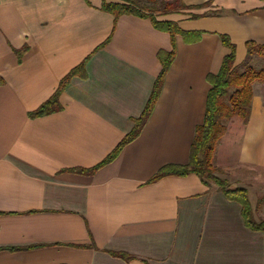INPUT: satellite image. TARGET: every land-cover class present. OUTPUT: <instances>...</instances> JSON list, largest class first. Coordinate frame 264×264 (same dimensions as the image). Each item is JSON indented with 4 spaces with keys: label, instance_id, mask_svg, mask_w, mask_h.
<instances>
[{
    "label": "crops",
    "instance_id": "crops-1",
    "mask_svg": "<svg viewBox=\"0 0 264 264\" xmlns=\"http://www.w3.org/2000/svg\"><path fill=\"white\" fill-rule=\"evenodd\" d=\"M102 1L121 2L0 0V264H264V234L248 230L240 206L215 185L195 175L147 183L188 162L205 78L229 53L219 36L235 45L236 66L245 42L264 45V0H180L188 9L158 15L200 40L175 37L140 135L84 175L72 170L98 165L130 132L161 70L157 53L172 49L149 20L114 21ZM82 62L60 110L29 118ZM212 164L264 221V84H252L248 122L227 124Z\"/></svg>",
    "mask_w": 264,
    "mask_h": 264
},
{
    "label": "trees",
    "instance_id": "trees-1",
    "mask_svg": "<svg viewBox=\"0 0 264 264\" xmlns=\"http://www.w3.org/2000/svg\"><path fill=\"white\" fill-rule=\"evenodd\" d=\"M121 2L106 3L102 1L101 10L113 16L116 21L121 16H134L147 19L157 31L169 35L172 49L170 52L159 51L157 59L161 70L153 84L147 103L140 116L132 121L133 127L117 144L113 151L98 165L90 169H74L77 174L88 175L100 167L112 162L120 151L133 142L140 135L146 121L149 119L154 105L160 95L163 79L175 58V37L179 36L187 43H197L200 40V32L181 30L176 23L171 21H159L158 15L175 13L181 9H188L180 0H118ZM221 44L229 50L223 57L219 71L216 74H208L205 78L209 84V90L205 101V111L202 124L195 127L193 141L189 149L188 162L185 165H166L160 168L147 183H154L164 177L197 176L206 186L213 184L223 196L240 206V214L244 226L253 232L264 234V221H254L252 208L245 189L230 190L227 181L220 180L216 174L218 169L212 164L214 151L218 142L227 131V124L238 118L243 125L248 122L251 110L252 84L258 82L264 84V68L255 70L248 66L253 57L264 61V45L247 41L244 44L246 55L239 65H235V45L227 35L219 36ZM84 75V62L73 68L59 83L54 94L36 110L28 114L29 118L43 117L60 110L58 99L70 79ZM3 81L0 79V86ZM262 200H259L258 207ZM116 257L127 259L124 254H114Z\"/></svg>",
    "mask_w": 264,
    "mask_h": 264
},
{
    "label": "rangeland",
    "instance_id": "rangeland-1",
    "mask_svg": "<svg viewBox=\"0 0 264 264\" xmlns=\"http://www.w3.org/2000/svg\"><path fill=\"white\" fill-rule=\"evenodd\" d=\"M248 66H250L251 68L255 69V70H258V69H261V68H264V61L261 60L260 58L258 57H253L251 59V63H248ZM216 176L220 179V180H225V176H220V175H217ZM226 181V180H225ZM228 183V182H227ZM229 184V183H228ZM251 197L253 199V194H251ZM264 197V196H263ZM260 200H262V203L264 204V198H260ZM252 201V200H251ZM253 203H254V199H253ZM252 217H253V210H252ZM253 220L258 222L256 219H254L253 217ZM260 221V220H259Z\"/></svg>",
    "mask_w": 264,
    "mask_h": 264
}]
</instances>
